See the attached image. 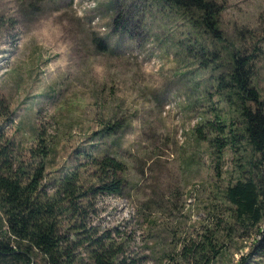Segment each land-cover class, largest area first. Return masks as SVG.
<instances>
[{
  "label": "rangeland",
  "instance_id": "374dc122",
  "mask_svg": "<svg viewBox=\"0 0 264 264\" xmlns=\"http://www.w3.org/2000/svg\"><path fill=\"white\" fill-rule=\"evenodd\" d=\"M216 1L222 41L160 0H0V133L29 162L39 132L49 180L78 171L93 182L94 160L122 163L124 197L105 198L100 215L111 225L145 211L150 264H172L173 231L226 213L218 190L264 176V157L240 136L231 144L245 125L228 84L234 59L253 55L264 102V0ZM243 245L248 264H264V222Z\"/></svg>",
  "mask_w": 264,
  "mask_h": 264
},
{
  "label": "trees",
  "instance_id": "16d2710c",
  "mask_svg": "<svg viewBox=\"0 0 264 264\" xmlns=\"http://www.w3.org/2000/svg\"><path fill=\"white\" fill-rule=\"evenodd\" d=\"M160 1L188 15L198 14L206 31L223 40L219 16L224 8L216 0ZM252 58L236 57L229 76L228 84L240 102L245 125L241 135H232L231 144H237L240 136L247 148L264 157V102L253 87ZM6 112V101L0 97V116ZM111 130L108 127L105 131ZM41 136L36 132L40 145L30 150L32 160L25 162L17 159L12 143L0 133V230L5 229L3 237L0 235V260L150 264L154 249L148 231H140L149 223L145 211L111 225H105L100 215L105 198L124 197L126 186L119 177L124 171L122 163L110 158L94 160L97 176L93 182L83 181L78 171H62L49 180L46 158L52 149ZM216 195L222 197L226 213L192 233L178 235L173 231L172 264H219L230 250L241 255L240 264H248L243 241L250 230L264 222V176L259 181L240 179Z\"/></svg>",
  "mask_w": 264,
  "mask_h": 264
}]
</instances>
